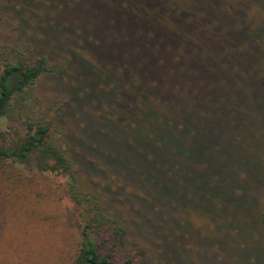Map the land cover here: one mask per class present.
I'll use <instances>...</instances> for the list:
<instances>
[{
    "label": "rangeland",
    "instance_id": "obj_1",
    "mask_svg": "<svg viewBox=\"0 0 264 264\" xmlns=\"http://www.w3.org/2000/svg\"><path fill=\"white\" fill-rule=\"evenodd\" d=\"M263 6L259 0H0V45L22 47L26 58L45 56L49 60L52 72L35 83L34 97L43 107L53 104L58 109V143L76 153L72 159L77 163L78 186L99 193L107 210L125 220L133 253L138 243L146 248L137 249L144 250V256L134 264H264V122L250 127L248 134L258 133L251 140L228 144V159L215 154L219 162L230 164L227 174L233 171L232 178L226 175L223 184L225 190L231 186L232 196L222 200V209L220 201L215 202L221 218L219 213L212 216L211 209L202 211V217H197L200 220L191 218L193 227L188 226L189 235L183 233L182 254L175 253L176 249H160L156 240L142 231L149 225L140 215L146 207L133 197L120 172L110 170L115 162L106 155L117 150L129 155L112 140L121 133L112 123L115 114L106 115L116 101L106 91L130 89L132 77L139 81L137 75L150 81H168L164 72H148L137 65L148 56L136 52L135 47L157 49L158 56L149 53L153 60H166L177 52L199 65L231 62L244 66L257 56L255 44L247 43V37L258 31L247 26L263 21ZM140 15H146L148 21H137ZM76 32H81L79 39ZM80 58L96 60L94 65L104 74L110 71L111 82L87 72ZM153 85L150 82L147 88L171 98L169 88ZM139 87L137 82L135 92H140ZM125 116L119 114V124ZM2 125L9 139L24 133L19 123ZM105 127L115 135L103 134ZM200 154L197 148L193 157L180 159V168L191 170ZM66 182V177L39 174L26 167L8 165L0 172V264H73L81 235ZM219 225L226 227L214 231ZM195 229L201 231L200 236L194 234ZM96 242L106 253V243L101 238ZM126 258L128 255L117 261L122 263Z\"/></svg>",
    "mask_w": 264,
    "mask_h": 264
},
{
    "label": "trees",
    "instance_id": "obj_2",
    "mask_svg": "<svg viewBox=\"0 0 264 264\" xmlns=\"http://www.w3.org/2000/svg\"><path fill=\"white\" fill-rule=\"evenodd\" d=\"M259 1L264 5V0ZM261 16L263 21L253 27L247 26L258 31L247 37V43L255 44L257 53L247 65L238 67L231 62L220 66L199 65L191 57L177 52L169 59L157 57L153 60L149 55L152 50L140 46L135 47L136 52H145L148 57L137 65L148 72L151 69L158 74L164 72L168 81H150L147 80L150 78L141 79L137 75L139 81L132 77L130 89L115 93L113 87L106 91L116 99L114 109L108 110L106 115L113 117L115 114L116 120L112 123L120 128L117 130L121 134L115 135L108 127L103 134L115 135L117 139H112L115 145L129 154L118 153L119 150L106 152L111 162H115L110 170L120 172L129 190L134 192L133 197L137 201L139 198L146 207L140 215L149 225L142 231L155 239L160 249H176L175 253L182 254L183 233L190 234L191 218L200 220L197 217L201 218L202 211L205 213L207 209H211L212 216L219 213L218 218H221L222 200L232 196L231 186L225 190L223 184L226 175L232 178L233 171L227 174L230 164L219 162L215 154L223 155L222 160L228 159L225 158L228 144L251 140L258 133L248 134L250 127L264 122V14ZM136 20L148 21L146 15ZM80 35L81 32H76L75 37L79 39ZM22 52V47L9 49L0 45V172L11 165L39 174L66 177V193L81 235L73 264H134L144 256V250L137 249L146 248L138 243L133 253L129 244L130 229L125 220L107 210L99 193L84 191L78 186L77 163L72 159V154L76 153L66 144L58 143V109L53 104L43 107L34 97L35 83L45 73L52 72L49 60L45 56L26 58ZM152 52L158 56L157 49ZM80 59L87 72L111 82L110 71L104 74L101 67L94 65L96 60ZM116 66L121 69L119 64ZM137 82L140 92L134 90ZM150 82L154 84L152 88H169L173 92L171 98L149 90ZM122 112L126 118L119 124ZM3 122L21 124L24 133L7 138ZM197 148L202 152L198 164L194 163L191 170L180 168L179 160L193 157ZM105 172L110 171L105 169ZM219 201L220 208L214 209L215 202ZM261 224L264 228V211ZM221 226L214 231L221 232L226 227ZM194 231L200 236V230ZM96 238L106 243V253L100 251ZM195 243L199 245L198 241ZM126 255L128 258L118 263L117 259Z\"/></svg>",
    "mask_w": 264,
    "mask_h": 264
}]
</instances>
